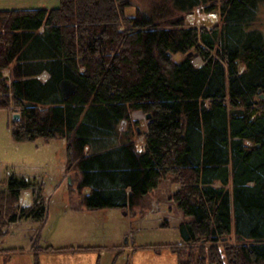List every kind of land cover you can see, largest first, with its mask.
Instances as JSON below:
<instances>
[{
  "label": "trees",
  "instance_id": "trees-1",
  "mask_svg": "<svg viewBox=\"0 0 264 264\" xmlns=\"http://www.w3.org/2000/svg\"><path fill=\"white\" fill-rule=\"evenodd\" d=\"M129 1L0 10V110L20 114L12 141L64 143L86 209L134 208L170 176L190 218L170 245L177 264H264V33L252 26L264 0H169L166 18L128 15ZM196 7L218 23L187 27ZM62 80L77 85L66 101ZM133 112L149 116L144 128ZM5 187L0 236L45 215L35 182L10 176ZM25 190L34 204L21 209Z\"/></svg>",
  "mask_w": 264,
  "mask_h": 264
},
{
  "label": "rangeland",
  "instance_id": "rangeland-1",
  "mask_svg": "<svg viewBox=\"0 0 264 264\" xmlns=\"http://www.w3.org/2000/svg\"><path fill=\"white\" fill-rule=\"evenodd\" d=\"M129 3L130 7L126 9V14L132 16L147 17L148 15H155L157 11H160L162 16L166 18L167 12L172 9L169 0H130ZM58 4L59 0H33L32 4L26 7L50 10L56 8ZM202 10L203 7L194 8L190 14H186L185 22L192 24V26L193 23L194 26H203L206 22H209L213 26L218 22L216 13L203 14ZM160 20L163 21L164 19L161 18ZM252 26L264 33V6L258 10ZM173 58L180 59L178 56L176 58L174 56ZM192 63L194 67H197L203 64V61L196 54ZM39 76L43 81H47L49 77L46 73H42ZM13 114H15L13 111L0 110V170L1 172L7 171V174H10H6L5 177L0 178V192L6 193V179L10 176L31 180L39 187H42L44 193V186L46 188L53 187L54 190L51 194L45 196L43 208L45 215H43L41 220L35 222L31 218H19V221L7 225L8 227L4 230L6 233L2 237L16 236L20 238L29 232L31 235L32 232L39 233L42 230L44 222L47 225L45 227L46 232L54 233L57 229L58 234H62L66 230H69V228H73V225H77L79 220H76L73 214L69 217L57 216L59 213L63 215L66 210L78 211L82 217L89 218L80 223V229L87 228L89 230L87 234L91 235V237L88 235L89 237L82 238L78 234L79 227L75 225L76 227L74 226L70 231L72 239L82 245H98L102 247L103 251L106 252L105 258L109 259L112 263L115 260L116 264H120L121 257L117 253L118 250L124 248L126 245V239L127 244L131 246L130 248H134L137 254L143 253L145 255V260L155 259L161 254L167 255V253H170V250H166L164 247L169 246L168 249H170V245L181 243L178 226L181 222L190 221V218L183 216L172 199L173 193L179 189V186L173 183L170 176L161 180L155 189L145 194L141 204L134 208L125 210L116 208L86 209L80 197L81 192L76 187H72L68 181L67 177L69 173L67 177L63 178V170L65 167L67 168V164L63 167L61 163V151H64V143L61 144L53 140H50V142L43 141V143H38V141L14 143L12 138L10 139L6 133L9 124L11 127ZM136 117L139 118V127L141 129L144 128L147 124V119L140 114ZM124 126L122 124L119 128L121 132L125 130ZM137 143L136 148L139 150L144 145L143 138H138ZM34 159H36L37 169L30 171L27 167L30 162H34ZM72 168L69 170L70 177L72 178L71 181L73 180V183H75L77 177L76 172L72 171ZM33 204L32 200L30 206L23 209L30 208ZM48 210L49 213L47 214ZM93 212H96V216L94 217L91 215ZM59 221L63 224L61 225L63 226L62 230L60 227H57L58 224L56 223ZM67 225L68 228L66 229ZM127 231L130 233L127 234ZM92 237H97L99 240H93Z\"/></svg>",
  "mask_w": 264,
  "mask_h": 264
},
{
  "label": "crops",
  "instance_id": "crops-1",
  "mask_svg": "<svg viewBox=\"0 0 264 264\" xmlns=\"http://www.w3.org/2000/svg\"><path fill=\"white\" fill-rule=\"evenodd\" d=\"M32 2L33 0H0V10H33L30 7H26L29 6V4H32ZM7 75L8 71H4L3 76L6 77ZM6 133L11 139L10 124L7 127ZM38 143H43V141L39 139ZM61 153V163L64 167L67 164V155L65 154V149L64 151L62 150ZM35 160L36 159L33 160L34 162H30L29 166L27 167L30 171L37 169ZM68 173L70 176V171L67 166V168L65 167V169L63 170V178L68 176ZM6 174L7 171L1 172L0 170V178L5 177ZM72 187L77 188V184ZM43 189L45 190L46 196H48V194H51L54 190L53 187L46 188L45 186L43 187ZM88 191L89 190L87 189L84 191V193H87ZM31 203V191H23L19 196V208H26L30 206ZM48 213L49 210L47 211V214ZM95 213L96 212L91 213L92 217L96 216ZM72 214L76 220L79 219L77 225L75 224L79 227L78 234L81 235L82 238H87V236L89 235L87 234L89 230L87 228L80 229V223L88 220L89 218H86L84 216L82 217V215H80L78 211L73 212L66 210L64 211L63 215L59 213L57 216L69 217ZM56 224H58L57 227H60L61 230L63 229V226H61L63 225L61 224V221ZM42 225V230L39 231V233L32 232V235L29 232L27 235H22L20 238H17L16 236H1L0 264H33V254H35L39 264H116L115 260L112 263L109 259L105 258L104 255L106 252L103 251L102 247L98 245L86 246L74 241L72 239V234L70 233V231L74 228L75 225L72 226L73 228H69V230H66L68 228L67 225L65 229L66 232L62 234L59 233L60 235L58 234L57 229L54 233L46 232V223L44 222ZM129 233L130 232H128L127 234ZM89 236L91 237V235ZM92 238L96 241L99 240L97 237ZM45 247H48V249H46ZM164 248L166 250H170V253H167V255L161 254L155 258L156 260H145V255L143 253L137 254V252H135L136 250L134 248L131 250L129 245H126L124 246V248L118 250L117 255L121 257L120 264H177L176 254L172 253L171 248L168 249L169 246H166Z\"/></svg>",
  "mask_w": 264,
  "mask_h": 264
},
{
  "label": "water",
  "instance_id": "water-1",
  "mask_svg": "<svg viewBox=\"0 0 264 264\" xmlns=\"http://www.w3.org/2000/svg\"><path fill=\"white\" fill-rule=\"evenodd\" d=\"M58 90H59V94L61 96V98L66 101L69 98H71V96L73 94L76 93L77 91V85H75L73 82H70L68 80H62L59 82L58 84ZM260 98H262V96H260ZM232 113H237L240 115H243V111L240 109H234ZM146 117L149 119V116L146 115ZM19 119V114L15 113L13 115V121L18 120Z\"/></svg>",
  "mask_w": 264,
  "mask_h": 264
},
{
  "label": "bare ground",
  "instance_id": "bare-ground-1",
  "mask_svg": "<svg viewBox=\"0 0 264 264\" xmlns=\"http://www.w3.org/2000/svg\"><path fill=\"white\" fill-rule=\"evenodd\" d=\"M206 13L211 14V13H214V12H206ZM206 13H205V14H206ZM203 14H204V13H203ZM164 18H165V17H164ZM185 23H186V22H185ZM186 24H187V23H186ZM186 26H187V27H195L196 25L194 26V23H193V26H192V24H189V23H188ZM197 27H198V26H197Z\"/></svg>",
  "mask_w": 264,
  "mask_h": 264
}]
</instances>
